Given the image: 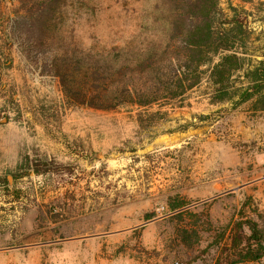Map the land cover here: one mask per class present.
<instances>
[{"label": "rangeland", "instance_id": "obj_1", "mask_svg": "<svg viewBox=\"0 0 264 264\" xmlns=\"http://www.w3.org/2000/svg\"><path fill=\"white\" fill-rule=\"evenodd\" d=\"M26 4L4 0L0 28L11 58L0 82V264H213L214 248L194 261L209 233L196 249L177 239L174 196L216 228L251 213L249 202L264 221V110L254 102L213 103L207 72L161 107L69 108L58 80L41 74L34 55L52 40L88 48L163 36L164 0H59L30 15ZM235 15L244 34L233 50L252 68L264 61V0H219V21ZM233 79L241 85L244 71Z\"/></svg>", "mask_w": 264, "mask_h": 264}, {"label": "trees", "instance_id": "obj_2", "mask_svg": "<svg viewBox=\"0 0 264 264\" xmlns=\"http://www.w3.org/2000/svg\"><path fill=\"white\" fill-rule=\"evenodd\" d=\"M57 1L25 0L26 12L30 15L33 6L43 8ZM162 9L167 31L160 37H134L114 46L95 43L88 48H80L74 40H52L54 49L34 55L36 62H41V74L58 80L69 108L111 112L125 106L142 110L161 107L199 88L208 72L213 103L238 97V105L254 102L258 110H264V61L246 69L242 53L233 50L244 34L238 15L219 21V0H164ZM40 29L47 30L46 23H40ZM46 38L42 36L39 43ZM10 65V56L0 54V82L4 68ZM239 71H244V80L235 85L233 77ZM1 118L0 110V125ZM52 169L53 163L47 162L45 172ZM35 172L43 173L40 169ZM187 204L179 196L167 202L178 220L175 235L187 249L198 248L203 234H210L209 244L194 261L212 248L219 251L213 264L264 259V221L250 202L251 213L241 211L236 220L219 228L213 226L208 214L202 217L183 209Z\"/></svg>", "mask_w": 264, "mask_h": 264}]
</instances>
